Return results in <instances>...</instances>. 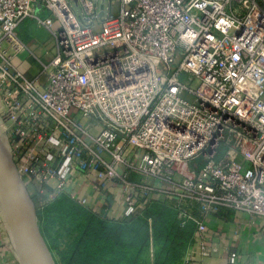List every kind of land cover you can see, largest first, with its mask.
I'll return each instance as SVG.
<instances>
[{
  "label": "built area",
  "instance_id": "built-area-1",
  "mask_svg": "<svg viewBox=\"0 0 264 264\" xmlns=\"http://www.w3.org/2000/svg\"><path fill=\"white\" fill-rule=\"evenodd\" d=\"M77 4L97 17L94 0ZM27 19L53 38L48 62L19 34ZM22 51L45 84L16 64ZM0 118L19 174L44 204L65 194L121 219L144 197L190 200L200 216H179L195 222L193 244L208 256L217 251L206 245L209 214L264 218V9L257 0H119L95 29L69 0H0ZM80 175L99 189L118 179L123 215L77 198Z\"/></svg>",
  "mask_w": 264,
  "mask_h": 264
},
{
  "label": "trees",
  "instance_id": "trees-1",
  "mask_svg": "<svg viewBox=\"0 0 264 264\" xmlns=\"http://www.w3.org/2000/svg\"><path fill=\"white\" fill-rule=\"evenodd\" d=\"M142 203L121 219L101 215L65 194L35 205L58 264H183L196 224L183 223L179 214L186 210L200 216L199 206L166 194L144 197Z\"/></svg>",
  "mask_w": 264,
  "mask_h": 264
},
{
  "label": "crops",
  "instance_id": "crops-1",
  "mask_svg": "<svg viewBox=\"0 0 264 264\" xmlns=\"http://www.w3.org/2000/svg\"><path fill=\"white\" fill-rule=\"evenodd\" d=\"M118 9L119 0L116 3L111 1L109 11L117 12ZM31 27L30 25L26 29L28 39L25 42L33 36L36 39L40 37ZM19 34L24 40L20 32ZM28 42L31 47H35L36 43L34 42L36 41L30 39ZM41 49L47 50L48 45L43 44ZM20 53L16 57V64L19 68L29 77L36 78L40 83L45 84L47 80L46 73L41 72L42 70L36 71L32 62L28 61V59L32 58L30 54L27 59L22 60L18 57ZM134 180H138L141 183L146 181L142 176H138V179L134 178ZM74 183L76 185L77 198H86L99 211H104L110 216L121 217L123 215L126 192L123 184L118 179L109 182L102 189L96 187L98 181L93 177L80 175ZM149 183H151L150 180ZM205 221L206 245L208 248L216 247L217 251L204 256L201 255L197 246L193 244L189 252L188 264H232L230 262V253L232 251H237L238 253L235 264H264V218L252 216L230 207H221L218 212L211 213L205 217ZM0 264H29L27 258L16 246V241L7 224L6 213L1 201Z\"/></svg>",
  "mask_w": 264,
  "mask_h": 264
},
{
  "label": "water",
  "instance_id": "water-1",
  "mask_svg": "<svg viewBox=\"0 0 264 264\" xmlns=\"http://www.w3.org/2000/svg\"><path fill=\"white\" fill-rule=\"evenodd\" d=\"M77 2V0H75ZM104 11L100 12L103 16ZM0 200L6 213L11 233L30 249L36 264H56L48 244L41 232L35 202L27 186L18 172L16 163L8 149L0 140ZM17 208L23 214L24 226L28 236L23 232L22 224L17 216ZM19 244V242H18ZM19 246V245H18ZM29 264L31 261L23 252Z\"/></svg>",
  "mask_w": 264,
  "mask_h": 264
},
{
  "label": "rangeland",
  "instance_id": "rangeland-1",
  "mask_svg": "<svg viewBox=\"0 0 264 264\" xmlns=\"http://www.w3.org/2000/svg\"><path fill=\"white\" fill-rule=\"evenodd\" d=\"M113 1L114 3H116L118 0H94L95 4H96V7H97V17H94L92 20H87L86 17L84 16L83 14V9L82 7L77 4V2L75 0H69V3L71 4L72 6V9L74 11V13L76 14V16L80 19V21L82 22L83 25L85 26H92L93 28L95 29H100V26H101V23L103 21V19L105 18V16L108 14L109 12V5H110V2ZM257 3L264 9V0H257ZM230 9L232 10H237L238 12H243V13H247V9L246 7L242 4V3H238L237 1H233V3L231 5L228 6ZM101 11H104L105 12V16H100V12ZM31 22L29 19L25 20L23 22L22 25H20L18 31L21 33V35L24 37V41L27 40V36H26V29L27 27H29L31 25ZM25 26V27H24ZM37 33V35H40V37H38L39 39H36L34 36L30 39H33V41H36L34 43L35 44V47L32 46V50H34L33 52L39 56L44 62H48L50 57H51V54H52V42H53V38L52 36L50 35V33L45 30V29H34ZM28 34V33H27ZM30 39L28 41H30ZM26 42L29 46H30V43L29 42ZM43 44H46L48 45V48H49V51L50 53L49 54H45V50H42V45ZM29 56V52L28 51H24L22 53H20V55L18 56L20 59L22 60H25V58L27 59ZM29 62H32L33 66H35L36 68V71L38 72L39 70H42V66L41 64H39L37 62V60L35 59L34 56H32V58L28 59ZM187 77V76H186ZM193 85L196 86L197 85V80L194 79L193 80ZM2 122V119L0 118V129L1 128V123ZM3 135L6 136V133H2ZM7 138V136H6ZM8 142V141H7ZM9 145H8V149H9ZM10 151V149H9ZM194 166V163L191 164V167L193 168ZM138 174H132L131 175V178L132 180L134 181V178H137L138 179ZM145 177V176H144ZM143 178V177H142ZM24 182L27 186V189L30 193V195L32 196L33 200L37 203V205H43L46 198L44 196H38L36 195V186L34 184H31L26 177H24ZM53 182L49 183L48 186H52ZM1 201V200H0ZM187 202H191L190 200H188ZM8 224V223H7ZM18 242L16 241V246L19 247L20 251H22L21 249V246H20V240L19 238H17ZM50 249V248H49ZM51 254H52V257L55 261L56 264H58L57 262V256H56V251H52L50 250ZM24 253V252H23Z\"/></svg>",
  "mask_w": 264,
  "mask_h": 264
},
{
  "label": "bare ground",
  "instance_id": "bare-ground-1",
  "mask_svg": "<svg viewBox=\"0 0 264 264\" xmlns=\"http://www.w3.org/2000/svg\"><path fill=\"white\" fill-rule=\"evenodd\" d=\"M2 133H3L2 129H0V140L6 147H8V142H7L6 136L3 135ZM17 216L19 217V220L22 221L21 224H22V227H23V230H24L23 232L25 233V235L27 237L28 236V231H27V228L24 226V222H25L24 221V217H23V214H22V212L20 211L19 208H17ZM20 246H21V249L24 252V254L27 257H29V259L31 261V264H36L30 249L24 244V242L22 243L21 240H20Z\"/></svg>",
  "mask_w": 264,
  "mask_h": 264
}]
</instances>
